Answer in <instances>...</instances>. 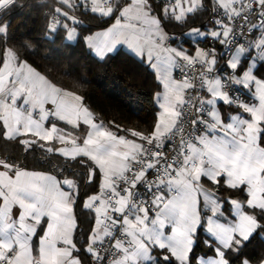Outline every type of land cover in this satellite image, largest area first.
<instances>
[{
	"label": "snow or ice",
	"instance_id": "6c2138e0",
	"mask_svg": "<svg viewBox=\"0 0 264 264\" xmlns=\"http://www.w3.org/2000/svg\"><path fill=\"white\" fill-rule=\"evenodd\" d=\"M16 5L0 0V142L15 149L0 150V264H264L250 250L264 245V0L44 5L53 42L99 61L123 46L153 71L143 129L105 123L34 66ZM37 150L62 158L59 176L23 163Z\"/></svg>",
	"mask_w": 264,
	"mask_h": 264
},
{
	"label": "trees",
	"instance_id": "16d2710c",
	"mask_svg": "<svg viewBox=\"0 0 264 264\" xmlns=\"http://www.w3.org/2000/svg\"><path fill=\"white\" fill-rule=\"evenodd\" d=\"M52 0H17V5L6 14L16 38V43L31 44L24 51L29 61L42 72L51 73L52 78L85 96L87 104L105 121L123 127L146 128L156 114L154 94L158 81L154 73L137 58L124 50L109 55L105 61L94 57L83 43L53 40L45 35V16L49 9L45 4ZM98 21H85L80 27L101 30ZM178 33V28H169ZM88 34V33H85ZM0 150L12 154L15 149L10 144L0 142ZM51 161V162H49ZM62 158L45 156L37 150L27 154L23 161L29 169L52 171L59 176ZM78 217V233H86L89 228L87 210L79 205L75 209ZM264 245L259 239L252 241L250 250L260 252Z\"/></svg>",
	"mask_w": 264,
	"mask_h": 264
},
{
	"label": "crops",
	"instance_id": "0c3cea01",
	"mask_svg": "<svg viewBox=\"0 0 264 264\" xmlns=\"http://www.w3.org/2000/svg\"><path fill=\"white\" fill-rule=\"evenodd\" d=\"M101 30H102V29H101ZM97 31H99V30H97ZM94 32H95V31H94ZM72 42H74V41H72ZM120 49L126 51L127 53H129L128 50L126 49V47H123V46L118 47L117 51L120 50ZM117 51H116V52H117ZM116 52H114V53H116ZM90 53H91V52H90ZM114 53H112V54H114ZM91 54H92V53H91ZM112 54H110V55H112ZM92 55H93V54H92ZM93 56H94V55H93ZM94 57H95V56H94ZM149 69H150V68H149ZM150 70H151V69H150ZM151 71H152V70H151ZM152 72H153V71H152ZM154 95H155V94H154Z\"/></svg>",
	"mask_w": 264,
	"mask_h": 264
},
{
	"label": "rangeland",
	"instance_id": "374dc122",
	"mask_svg": "<svg viewBox=\"0 0 264 264\" xmlns=\"http://www.w3.org/2000/svg\"><path fill=\"white\" fill-rule=\"evenodd\" d=\"M67 41V40H66ZM68 42H72V41H68Z\"/></svg>",
	"mask_w": 264,
	"mask_h": 264
}]
</instances>
